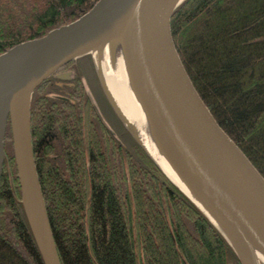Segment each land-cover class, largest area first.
<instances>
[{"label": "trees", "instance_id": "trees-1", "mask_svg": "<svg viewBox=\"0 0 264 264\" xmlns=\"http://www.w3.org/2000/svg\"><path fill=\"white\" fill-rule=\"evenodd\" d=\"M98 0H0V53L70 23ZM170 29L182 64L227 135L264 177V0H184ZM91 54L31 93L33 161L58 264H241L221 231L126 130ZM100 88L98 115L88 88ZM0 264H42L6 123Z\"/></svg>", "mask_w": 264, "mask_h": 264}, {"label": "water", "instance_id": "water-1", "mask_svg": "<svg viewBox=\"0 0 264 264\" xmlns=\"http://www.w3.org/2000/svg\"><path fill=\"white\" fill-rule=\"evenodd\" d=\"M182 1L98 0L74 21L0 53V61L9 60L0 73V173L8 122L20 201L42 264H58V259L32 156L31 93L52 74L68 79V73H56L65 63L100 53L123 38L133 77L166 140L173 167L184 180L202 187L200 193L187 181L227 234L192 201L221 231L241 264L264 262V177L217 123L182 64L170 29L171 15ZM96 73L116 115L146 151Z\"/></svg>", "mask_w": 264, "mask_h": 264}, {"label": "bare ground", "instance_id": "bare-ground-1", "mask_svg": "<svg viewBox=\"0 0 264 264\" xmlns=\"http://www.w3.org/2000/svg\"><path fill=\"white\" fill-rule=\"evenodd\" d=\"M91 54L94 55L98 63V71L123 122L135 133L140 143L169 179L226 233L205 203L191 190L188 183L195 185L200 193L203 191L202 187L194 180H187V183L173 167L171 152L166 140L133 77L126 40L120 39L102 52ZM8 66L9 60H1L0 73L5 71ZM25 105L26 99H24L22 108Z\"/></svg>", "mask_w": 264, "mask_h": 264}, {"label": "rangeland", "instance_id": "rangeland-1", "mask_svg": "<svg viewBox=\"0 0 264 264\" xmlns=\"http://www.w3.org/2000/svg\"><path fill=\"white\" fill-rule=\"evenodd\" d=\"M90 57H91V61H92V64H93V68H94V70H95V73H96V71L98 70V63L96 62V60H95V57H94V55H90ZM112 65V64H111ZM57 74H59V73H68V75H73V72L71 71V67H65V68H61L60 70H58V72H56ZM96 75H97V73H96ZM97 78H98V76H97ZM98 81H99V79H98ZM90 84H91V86H92V89L91 88H88V90H89V95H90V97L92 98V100H93V103H94V105L96 106V108H97V110H98V112H99V107H98V105H97V103H96V98L98 97V100L99 101H102L103 100V98H102V96H101V94H100V88H96V86L95 85H92V83L90 82ZM99 84H100V82H99ZM100 87H101V85H100ZM99 90V91H98ZM101 91L103 92V94L105 95V93H104V91L102 90V88H101ZM105 97H106V95H105ZM106 99H107V97H106ZM107 101H108V99H107ZM111 106V105H110ZM113 109V108H112ZM114 111V110H113ZM115 112V111H114ZM116 114V113H115ZM117 116V115H116ZM117 118H118V116H117ZM120 120V119H119ZM121 121V120H120ZM122 123V122H121ZM123 124V123H122ZM127 130V129H126ZM128 131V130H127ZM261 264H264L263 262H261Z\"/></svg>", "mask_w": 264, "mask_h": 264}]
</instances>
